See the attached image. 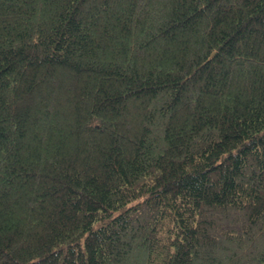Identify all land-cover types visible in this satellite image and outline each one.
<instances>
[{
	"label": "trees",
	"instance_id": "obj_1",
	"mask_svg": "<svg viewBox=\"0 0 264 264\" xmlns=\"http://www.w3.org/2000/svg\"><path fill=\"white\" fill-rule=\"evenodd\" d=\"M0 264H264V0H0Z\"/></svg>",
	"mask_w": 264,
	"mask_h": 264
}]
</instances>
